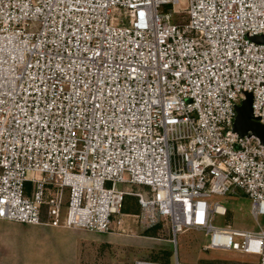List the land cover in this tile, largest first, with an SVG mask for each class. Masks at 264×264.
I'll return each instance as SVG.
<instances>
[{
  "label": "built area",
  "instance_id": "1",
  "mask_svg": "<svg viewBox=\"0 0 264 264\" xmlns=\"http://www.w3.org/2000/svg\"><path fill=\"white\" fill-rule=\"evenodd\" d=\"M258 36L264 0H0V222L168 225L264 264V144L233 131L246 93L264 125ZM236 191L254 231L213 224Z\"/></svg>",
  "mask_w": 264,
  "mask_h": 264
},
{
  "label": "rangeland",
  "instance_id": "2",
  "mask_svg": "<svg viewBox=\"0 0 264 264\" xmlns=\"http://www.w3.org/2000/svg\"><path fill=\"white\" fill-rule=\"evenodd\" d=\"M226 208L225 217L213 224L239 230H256L250 216V201L240 192L214 197ZM124 213L137 214L135 200L127 198ZM262 223V219L259 220ZM168 225L142 231L131 225L127 231L99 235L73 228H48L0 222V264H135L148 261L173 264H256V257L231 252H203L202 233L187 231L177 237L176 251Z\"/></svg>",
  "mask_w": 264,
  "mask_h": 264
},
{
  "label": "water",
  "instance_id": "3",
  "mask_svg": "<svg viewBox=\"0 0 264 264\" xmlns=\"http://www.w3.org/2000/svg\"><path fill=\"white\" fill-rule=\"evenodd\" d=\"M252 41L258 44H264L262 36L253 37ZM252 95L245 94V100L242 101L239 107H236L237 116L233 125V131L239 137H243L250 132L253 136L257 137L261 144H264V125L255 123L251 115Z\"/></svg>",
  "mask_w": 264,
  "mask_h": 264
},
{
  "label": "crops",
  "instance_id": "4",
  "mask_svg": "<svg viewBox=\"0 0 264 264\" xmlns=\"http://www.w3.org/2000/svg\"><path fill=\"white\" fill-rule=\"evenodd\" d=\"M4 223H6V222H4ZM197 264H199V263H197Z\"/></svg>",
  "mask_w": 264,
  "mask_h": 264
}]
</instances>
